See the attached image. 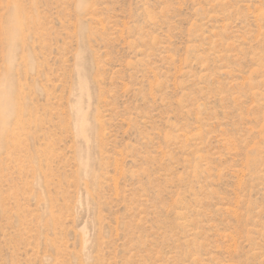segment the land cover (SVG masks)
I'll use <instances>...</instances> for the list:
<instances>
[{
    "label": "rangeland",
    "instance_id": "1",
    "mask_svg": "<svg viewBox=\"0 0 264 264\" xmlns=\"http://www.w3.org/2000/svg\"><path fill=\"white\" fill-rule=\"evenodd\" d=\"M0 96V264H264V0H0Z\"/></svg>",
    "mask_w": 264,
    "mask_h": 264
},
{
    "label": "bare ground",
    "instance_id": "2",
    "mask_svg": "<svg viewBox=\"0 0 264 264\" xmlns=\"http://www.w3.org/2000/svg\"><path fill=\"white\" fill-rule=\"evenodd\" d=\"M17 28V27H16ZM3 89V88H2ZM14 93V92H13ZM4 96H5V94H4ZM1 97V96H0ZM11 99H12V97H11ZM13 100V99H12ZM3 102V101H2ZM10 104H11V102H10ZM1 105H2V103H1ZM12 105V104H11ZM1 108V107H0ZM3 108V107H2ZM7 108V107H6ZM9 108H7V110H8ZM8 112V111H7ZM16 112V111H15ZM14 112V113H15ZM4 113V112H3ZM8 115H9V113H8ZM10 117V116H9ZM8 118V117H7ZM6 119V118H5ZM5 122V121H4ZM3 123V122H2Z\"/></svg>",
    "mask_w": 264,
    "mask_h": 264
}]
</instances>
